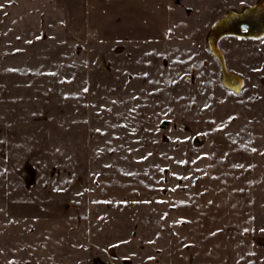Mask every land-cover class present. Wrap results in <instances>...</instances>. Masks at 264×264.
I'll return each mask as SVG.
<instances>
[{
	"label": "rangeland",
	"instance_id": "rangeland-1",
	"mask_svg": "<svg viewBox=\"0 0 264 264\" xmlns=\"http://www.w3.org/2000/svg\"><path fill=\"white\" fill-rule=\"evenodd\" d=\"M227 3L224 11L226 0H216L222 15H215L213 27L264 0ZM68 35L53 0H0V264H110L113 253L102 247L110 240L94 234L93 190L104 170L127 166L126 157L147 151L145 133L158 122V92L146 96L143 84L158 83L159 72L153 60L142 58V47H135L136 56L118 58L110 55L121 49H82ZM224 37V50L218 46L227 77L220 82L236 96H223L221 116L232 118L236 134L253 146V235L261 264L264 33ZM187 76L196 79L193 70ZM112 88L117 95L107 94ZM215 94L177 100L183 108H212L221 99V91ZM121 134L135 142L127 144Z\"/></svg>",
	"mask_w": 264,
	"mask_h": 264
},
{
	"label": "crops",
	"instance_id": "crops-1",
	"mask_svg": "<svg viewBox=\"0 0 264 264\" xmlns=\"http://www.w3.org/2000/svg\"><path fill=\"white\" fill-rule=\"evenodd\" d=\"M53 2L64 34L79 48L101 44L121 49L110 55L120 58L140 46L142 58L153 60L159 72L158 83L143 84L146 96L158 92L160 104L153 107L158 122L151 121L145 133L147 151L126 157L127 166L100 173L102 184L90 201L95 236L110 240L102 245L113 253L107 255L110 264H257L253 146L236 134L231 117L221 116L223 96L236 94L221 86L227 73L207 49L215 15H222L216 0ZM230 32L218 40L223 50L225 35L247 37ZM190 70L196 73L192 82ZM188 87L197 91L189 94ZM216 89V107L178 104L183 94L213 97ZM118 136L127 144L136 139Z\"/></svg>",
	"mask_w": 264,
	"mask_h": 264
},
{
	"label": "water",
	"instance_id": "water-1",
	"mask_svg": "<svg viewBox=\"0 0 264 264\" xmlns=\"http://www.w3.org/2000/svg\"><path fill=\"white\" fill-rule=\"evenodd\" d=\"M261 11H264V4L263 3H259L253 7L248 8L247 10H245L244 12H231L229 14H227L223 19H221L219 21V23L213 27L212 32H211V36H210V45H211V51L215 54V56L218 58L220 64H221V68L223 70V72H225V67H224V59H223V55L222 52L218 46V40L220 38V36L222 35L223 32L219 33V34H215L214 32L216 31L217 28H221L222 26L225 25V23L227 24V22L232 18V17H243L245 14L249 15V14H259ZM240 28L242 29V31L240 32L241 36H247V37H257L260 36L261 34L264 33V19H259L257 20L254 24L250 25L248 23L244 22H240ZM233 30H231L230 33H232Z\"/></svg>",
	"mask_w": 264,
	"mask_h": 264
},
{
	"label": "flooded vegetation",
	"instance_id": "flooded-vegetation-1",
	"mask_svg": "<svg viewBox=\"0 0 264 264\" xmlns=\"http://www.w3.org/2000/svg\"><path fill=\"white\" fill-rule=\"evenodd\" d=\"M264 19V11H261L259 14L255 15V14H249V15H244L243 17H232L227 24L225 23L224 26H222L221 28H217L216 31L214 32L215 34H219L221 32L222 35L226 34L227 32L233 30L235 32H241L242 29L240 28V22H246L250 25L254 24L257 20L259 19Z\"/></svg>",
	"mask_w": 264,
	"mask_h": 264
},
{
	"label": "snow or ice",
	"instance_id": "snow-or-ice-1",
	"mask_svg": "<svg viewBox=\"0 0 264 264\" xmlns=\"http://www.w3.org/2000/svg\"><path fill=\"white\" fill-rule=\"evenodd\" d=\"M181 219H183V218H181Z\"/></svg>",
	"mask_w": 264,
	"mask_h": 264
}]
</instances>
